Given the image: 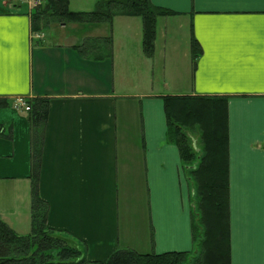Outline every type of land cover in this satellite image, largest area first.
<instances>
[{"label": "crops", "instance_id": "obj_1", "mask_svg": "<svg viewBox=\"0 0 264 264\" xmlns=\"http://www.w3.org/2000/svg\"><path fill=\"white\" fill-rule=\"evenodd\" d=\"M151 2L173 14L157 19L149 58L138 17L34 33L27 8L0 1V219L31 232V126L16 101L47 98L39 192L48 228L85 244L92 261L190 251L189 186L162 98L228 97L230 262L264 264V0ZM107 37L111 58L99 43ZM88 40L91 59L78 48Z\"/></svg>", "mask_w": 264, "mask_h": 264}, {"label": "trees", "instance_id": "obj_2", "mask_svg": "<svg viewBox=\"0 0 264 264\" xmlns=\"http://www.w3.org/2000/svg\"><path fill=\"white\" fill-rule=\"evenodd\" d=\"M39 1L31 14L34 33H43L52 23L112 24L118 16L140 18L143 50L149 58L155 51L157 19L173 14L154 6L151 0H97L92 12L70 11V0ZM92 42L88 40L78 47L84 58L90 57ZM99 43H106L105 57L111 58L112 38ZM201 54L202 48L193 37L194 70ZM162 99L167 120L166 140L178 148L189 186L192 249L162 254L118 250L105 261H92L87 257L85 244L70 243L65 235L48 228L49 205L40 196L39 179L50 101L34 98L26 100L31 126V232L20 236L0 219V264H231L229 98L179 95Z\"/></svg>", "mask_w": 264, "mask_h": 264}, {"label": "built area", "instance_id": "obj_3", "mask_svg": "<svg viewBox=\"0 0 264 264\" xmlns=\"http://www.w3.org/2000/svg\"><path fill=\"white\" fill-rule=\"evenodd\" d=\"M9 2H17V3H27L28 0H8ZM30 2V0H29ZM18 104L25 108V110L29 111L30 108L25 104V102L22 99H19Z\"/></svg>", "mask_w": 264, "mask_h": 264}, {"label": "rangeland", "instance_id": "obj_4", "mask_svg": "<svg viewBox=\"0 0 264 264\" xmlns=\"http://www.w3.org/2000/svg\"><path fill=\"white\" fill-rule=\"evenodd\" d=\"M29 3H30V2H29V0H28L27 4H29ZM35 4H38V0H35V3H32L31 5L34 6ZM41 4H42V3H41ZM25 8H26V7H25ZM27 10L30 11V7H28ZM55 24H56V23H55ZM55 24L52 23L50 26L55 25ZM42 32H45V30H43ZM75 244H79V243L76 241ZM148 253H152V252L148 251Z\"/></svg>", "mask_w": 264, "mask_h": 264}]
</instances>
